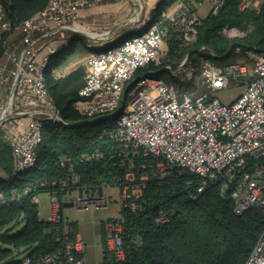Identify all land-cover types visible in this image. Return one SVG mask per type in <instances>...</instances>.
Masks as SVG:
<instances>
[{"label": "built area", "instance_id": "built-area-1", "mask_svg": "<svg viewBox=\"0 0 264 264\" xmlns=\"http://www.w3.org/2000/svg\"><path fill=\"white\" fill-rule=\"evenodd\" d=\"M97 1L49 0L44 9L16 28L22 35L18 49L6 44V39L2 41L0 138L10 147L15 171L34 166L43 125L67 124L46 92L43 71L49 56L66 43L59 39L63 31L78 32L80 28L91 31L90 26L78 23V19L82 9ZM130 1L132 4L138 1V5L125 22L140 30L117 41L105 36L107 43L86 54V70L75 109L85 117L102 116L115 123L114 136L123 161L131 162L139 153L159 158L152 172L156 178L165 176L172 168L200 178L194 191L188 192L190 198H196L217 181L221 190L229 193L234 213L255 207L264 214V50L235 44L230 48L235 60L224 64L209 59H200L197 64L186 54L176 66L164 67L170 78L177 81L174 86L150 72L136 74L139 67L162 52L169 30L179 46L195 43L203 18L218 13L225 0H165L170 5L161 9L154 21L151 12L140 20L141 0ZM263 4L264 0H237L240 11L259 13ZM204 6L206 13L202 16ZM0 12L1 41L11 27L1 9ZM252 28V23L245 30L224 26L219 33L227 39H239ZM90 39L89 47L98 46L95 44L98 38ZM199 50L207 49L201 46ZM231 85L243 88L227 103L214 95ZM71 175L75 177L74 173ZM124 175L126 182L134 180L129 168ZM74 191L77 195L70 205L76 210L92 212L111 203L110 196L103 193H89L80 188ZM140 192V185H123L119 190L120 211L122 208L136 211ZM48 196L47 220L61 223L55 233L59 245L42 256L31 250L25 251L21 258H14L12 253L9 264H87L81 234L73 224L64 221L57 196L53 193ZM38 200L33 196L32 202ZM167 220L166 213L159 210L155 223ZM100 233L105 249L122 261L125 257L122 217L102 220ZM242 264H264V229Z\"/></svg>", "mask_w": 264, "mask_h": 264}, {"label": "trees", "instance_id": "trees-1", "mask_svg": "<svg viewBox=\"0 0 264 264\" xmlns=\"http://www.w3.org/2000/svg\"><path fill=\"white\" fill-rule=\"evenodd\" d=\"M48 1L0 0V9L11 27L1 38L0 56L2 41L22 21L44 9ZM224 3L218 13L203 18L196 42L191 46H179L169 30L165 55L158 59L160 63L151 61L139 67L136 74L150 72L154 77L164 78V67L176 66L186 54L195 63L200 56L219 64L229 63L235 60L230 48L238 43L264 50V4L259 13H254L240 11L237 0ZM168 5L167 1L159 0L151 11L152 21ZM248 23L253 28L242 38L227 39L219 33L224 26L245 30ZM80 40V36L66 40L46 62L43 71L46 92L67 124L43 125L34 166L15 171L10 147L0 138V264H9L13 252L31 250L42 256L59 245L55 233L61 223L40 220L33 196L53 193L61 205L64 195L76 188L100 194L104 185L117 186L120 190L125 184L141 187L136 200L138 209L120 211L125 257L118 261L105 249L101 236L102 264H242L264 229L262 210L253 207L241 214L234 213L229 193L222 191L217 181L196 198H190L188 192L194 191L200 178L178 168L156 178L152 172L159 158L139 153L131 162L123 161L118 155L115 123L102 116L85 117L74 107L80 99L82 69L61 78L54 76V71L77 53ZM201 46L207 50H199ZM93 154L96 157L90 156ZM128 168L134 175L132 182L125 180ZM142 175L145 179H140ZM159 210L166 213L168 220L157 225L155 218Z\"/></svg>", "mask_w": 264, "mask_h": 264}, {"label": "rangeland", "instance_id": "rangeland-1", "mask_svg": "<svg viewBox=\"0 0 264 264\" xmlns=\"http://www.w3.org/2000/svg\"><path fill=\"white\" fill-rule=\"evenodd\" d=\"M141 1V4L143 5V10L141 13H138V17L141 20L142 16H144L146 13L145 10L148 8V6L154 4L153 1L150 0V3H147V0ZM130 5L129 12L125 15L121 16L120 19L118 18H111L108 17L105 20V25H107L109 28L116 27V24L121 22V26L118 27L116 30V37L115 41L122 37L123 35L127 34H133L136 31H139L138 28H132L133 24L125 22L127 18H129L132 15L133 9L138 5V1H135V5L131 3V1H128ZM149 4V5H148ZM207 6V5H206ZM139 7V6H138ZM206 13V7H202L201 15L204 16ZM0 16H2L0 12ZM119 33V34H118ZM73 34V35H72ZM73 36H80L81 40L79 41L78 45V51L76 54L70 56L65 63L59 68L54 71V76L56 78H61L70 72L74 70H80L82 69L83 74L86 70V63H85V56L91 49H96L98 47H101L103 45L98 46H91L89 47L87 43L91 41L90 37L79 30L78 32H70V31H63L60 34V38L62 40H68ZM21 32L19 29H15L12 33H10L6 38V44H8L11 48L18 49L21 45ZM167 43V42H166ZM166 46V45H165ZM165 49V47H164ZM164 49L158 56H156L152 62L155 64H159L160 61H158L159 57H163L165 55ZM201 58V56H200ZM199 58V59H200ZM232 58V57H231ZM235 58V57H234ZM199 59L196 60L197 64L199 62ZM233 61V60H232ZM162 75L164 76V80L168 82H173V85H178L176 80H172L169 76V71L164 70L162 72ZM185 86V85H184ZM242 86H233L226 87L220 90H217L214 92V95L218 97L222 102L227 103L230 101L231 96H235L237 93H239L242 90ZM102 193L105 195H109L111 199V203L106 207L98 210L88 211V210H76L73 206L70 205L71 199L77 195V191H70L64 195L61 201V214L63 215L64 221L72 222L75 227V230L81 234L83 243H84V259L87 264H102V242L99 238V235L101 234V222L104 219L110 218V217H119L121 216L120 213V205H119V188L117 186H108L104 185L102 187ZM49 194L47 192L40 193L37 195L38 202H37V211L40 220L46 221L48 219L49 214ZM1 233V231H0ZM23 250H20L18 253L13 252L14 258H21L24 255Z\"/></svg>", "mask_w": 264, "mask_h": 264}, {"label": "crops", "instance_id": "crops-1", "mask_svg": "<svg viewBox=\"0 0 264 264\" xmlns=\"http://www.w3.org/2000/svg\"><path fill=\"white\" fill-rule=\"evenodd\" d=\"M128 1L130 0H98L97 3L92 7L81 10L78 23H86L88 26H90L91 32L105 33L104 36L98 37L97 41L95 42L96 45H104L108 42V38L111 39L116 37L117 34L115 32L118 27L121 26V22L118 21L119 23L116 24V27L109 28L107 25H105V20L108 17L120 19L121 16L128 13L130 9ZM141 1L145 3L144 0ZM158 1L159 0L153 1V6L148 4L149 6L145 11L151 12ZM147 3H150V0H147ZM105 36H108V38L105 39Z\"/></svg>", "mask_w": 264, "mask_h": 264}, {"label": "bare ground", "instance_id": "bare-ground-1", "mask_svg": "<svg viewBox=\"0 0 264 264\" xmlns=\"http://www.w3.org/2000/svg\"><path fill=\"white\" fill-rule=\"evenodd\" d=\"M79 30H81L82 32L88 34L90 37L92 38H98V37H101V36H104L105 33H96V32H91V31H88L87 29H83V28H80Z\"/></svg>", "mask_w": 264, "mask_h": 264}, {"label": "water", "instance_id": "water-1", "mask_svg": "<svg viewBox=\"0 0 264 264\" xmlns=\"http://www.w3.org/2000/svg\"><path fill=\"white\" fill-rule=\"evenodd\" d=\"M87 35H88V34H87ZM88 36H89V35H88ZM120 110H121V107H119V108H118V111H117V113H119V111H120Z\"/></svg>", "mask_w": 264, "mask_h": 264}]
</instances>
